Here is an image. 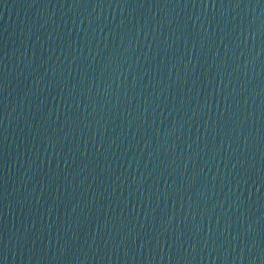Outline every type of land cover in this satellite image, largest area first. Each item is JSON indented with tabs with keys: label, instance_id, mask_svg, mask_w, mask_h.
Returning <instances> with one entry per match:
<instances>
[{
	"label": "water",
	"instance_id": "water-1",
	"mask_svg": "<svg viewBox=\"0 0 264 264\" xmlns=\"http://www.w3.org/2000/svg\"><path fill=\"white\" fill-rule=\"evenodd\" d=\"M0 264H264V0H0Z\"/></svg>",
	"mask_w": 264,
	"mask_h": 264
}]
</instances>
